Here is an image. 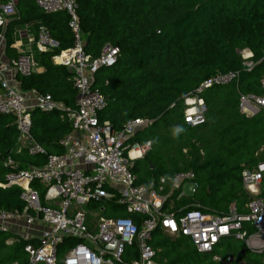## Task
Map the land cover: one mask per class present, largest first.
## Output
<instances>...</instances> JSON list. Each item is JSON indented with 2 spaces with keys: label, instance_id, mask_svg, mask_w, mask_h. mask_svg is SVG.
<instances>
[{
  "label": "trees",
  "instance_id": "trees-1",
  "mask_svg": "<svg viewBox=\"0 0 264 264\" xmlns=\"http://www.w3.org/2000/svg\"><path fill=\"white\" fill-rule=\"evenodd\" d=\"M76 4L85 51L95 58L106 45L119 49L115 64L95 73V85L106 99L101 119L115 130L134 118L149 119L129 139L130 143L150 142V149L132 166L136 183L148 185L191 171L195 192L179 201L172 197L174 209L195 203L224 213L234 203L239 213L245 212L250 196L241 173L264 161V110L246 116L238 102L241 94H263L264 0H76ZM18 10L20 19L3 31L6 58L18 55L17 25L28 23L34 30L36 24H44L58 43L45 52L34 50L33 59L44 70L18 75L20 88L49 94L74 108L71 72L52 61L73 43L67 15L45 13L34 0H19ZM244 49L252 53L246 60L252 62L250 69L239 54ZM226 72H235L236 79L207 88L202 95L206 120L189 126L183 120V98L204 80ZM30 131L48 153L62 154L59 141L70 131V124L63 110L34 109ZM18 136L15 118L0 113V209L11 211L22 210L25 202L21 187L3 185L9 171L3 161L10 156L20 167L45 161L42 155L18 150ZM31 186L40 192L42 202L45 188L38 182ZM118 212L127 214L123 209ZM111 213L106 210L104 215ZM130 216L137 224L143 219L139 214ZM230 240L210 253H199L187 237L169 235L158 227L152 245L157 264H233L237 259L264 264V252L245 249L238 256L244 244ZM72 242H63L59 254ZM27 243L36 244L0 230V264H28ZM132 254L130 248L124 258Z\"/></svg>",
  "mask_w": 264,
  "mask_h": 264
},
{
  "label": "built area",
  "instance_id": "built-area-1",
  "mask_svg": "<svg viewBox=\"0 0 264 264\" xmlns=\"http://www.w3.org/2000/svg\"><path fill=\"white\" fill-rule=\"evenodd\" d=\"M34 1L45 13L64 12L68 17L72 46L52 56V61L71 72L76 104L74 108L67 107L49 94L33 91L27 95L20 88L17 76L35 72L38 66L33 59L34 50L45 52L58 43L44 24H36L32 30L24 23L26 42L17 41L18 29H15L14 47L18 55L4 61V50L1 51L7 26L4 19L19 20L20 13L19 0H0V113L15 118L18 141L29 155L45 157L42 165L27 167H20L10 156L3 161L9 168L3 185L21 187L20 198L25 207L13 211L0 209V230L35 241L36 244L24 246L28 264H157L152 237L158 227L169 235L187 237L199 253H210L222 241L230 239L242 242L251 252L263 253L264 161L241 173L244 189L250 196L243 213L238 212L234 203L224 213L195 203L174 209L172 197L179 201L195 192V176L191 171L160 178L157 183L137 184L132 166L150 149V142L130 143L129 139L149 119L134 118L121 129H113L108 120L100 117L106 99L95 85L96 71L114 65L119 49L106 45L95 58L85 51L76 0ZM239 54L245 60V67L250 69L252 62L246 60L252 53L244 49ZM234 79L235 72L217 73L186 95L184 122L192 127L204 123V91ZM262 85V95L239 96V110L246 116L264 110V78ZM34 109H58L66 113L70 131L59 141L64 149L62 154L48 153L33 138L30 129ZM32 182L45 188L42 202ZM185 184L191 186V193L184 191ZM118 209L127 214L120 215ZM106 210L112 212L110 216L104 215ZM130 214L143 216L140 224ZM67 239L73 242L60 255L59 247ZM130 248L133 254L125 259Z\"/></svg>",
  "mask_w": 264,
  "mask_h": 264
},
{
  "label": "rangeland",
  "instance_id": "rangeland-1",
  "mask_svg": "<svg viewBox=\"0 0 264 264\" xmlns=\"http://www.w3.org/2000/svg\"><path fill=\"white\" fill-rule=\"evenodd\" d=\"M11 22H15V21L12 20V19H4V23H6V25H8ZM17 29H18V30H16V32H17V41H23V43H25L26 42L27 33L24 30V25H21V26L17 25ZM3 50H4V45H2V47H1V51H3ZM37 67L34 68L35 72H36ZM184 191L187 192V193H191V186L189 184H185L184 185ZM230 241H234V240L232 239ZM238 242H240V241H238ZM222 244H221V246H222ZM233 264H246V262L243 259H237V260H235L233 262Z\"/></svg>",
  "mask_w": 264,
  "mask_h": 264
},
{
  "label": "crops",
  "instance_id": "crops-1",
  "mask_svg": "<svg viewBox=\"0 0 264 264\" xmlns=\"http://www.w3.org/2000/svg\"><path fill=\"white\" fill-rule=\"evenodd\" d=\"M2 59L4 60V61H7V58H6V56H5V54H4V52H3V57H2ZM43 68L42 67H37V69H36V72H38V73H40V72H43ZM32 92H28V93H26L27 95L29 94H31ZM32 95V94H31ZM29 99H30V96H29ZM23 149V144H22V142H20V141H18V145H17V149L19 150V149Z\"/></svg>",
  "mask_w": 264,
  "mask_h": 264
},
{
  "label": "water",
  "instance_id": "water-1",
  "mask_svg": "<svg viewBox=\"0 0 264 264\" xmlns=\"http://www.w3.org/2000/svg\"><path fill=\"white\" fill-rule=\"evenodd\" d=\"M152 167H153V165H152ZM244 251H245V248H242L241 251H240V253L238 254V256L241 255V254H243Z\"/></svg>",
  "mask_w": 264,
  "mask_h": 264
},
{
  "label": "bare ground",
  "instance_id": "bare-ground-1",
  "mask_svg": "<svg viewBox=\"0 0 264 264\" xmlns=\"http://www.w3.org/2000/svg\"><path fill=\"white\" fill-rule=\"evenodd\" d=\"M134 153H136V152H133L132 154H134Z\"/></svg>",
  "mask_w": 264,
  "mask_h": 264
}]
</instances>
